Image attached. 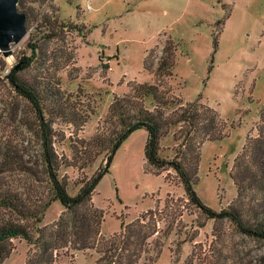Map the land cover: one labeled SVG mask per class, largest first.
<instances>
[{"label": "rangeland", "instance_id": "1", "mask_svg": "<svg viewBox=\"0 0 264 264\" xmlns=\"http://www.w3.org/2000/svg\"><path fill=\"white\" fill-rule=\"evenodd\" d=\"M24 1L28 34L11 57L0 51V157L15 152L35 175L2 174L0 193L48 197L36 119L5 80L32 58L19 73L52 93L45 116L71 195L105 168L106 154L97 152L124 129L112 114L114 100L147 84L167 101L164 118L193 103L203 118L189 136L184 123L169 128L160 155L171 161L187 151L195 190L213 211L235 208L264 218V170L255 148L264 120V0ZM168 44L176 48L170 76L158 70ZM138 96L137 112L155 111L151 98ZM208 129L217 133L212 141ZM147 137L145 129L135 131L96 188L92 203L104 213L100 238L137 223L143 234L138 264H259L264 240L240 234L228 219H208L189 202L174 170L147 164ZM65 214L59 202L51 205L40 226L44 236L56 235ZM40 241L14 239L3 264H96L100 257L95 249L45 252Z\"/></svg>", "mask_w": 264, "mask_h": 264}, {"label": "trees", "instance_id": "2", "mask_svg": "<svg viewBox=\"0 0 264 264\" xmlns=\"http://www.w3.org/2000/svg\"><path fill=\"white\" fill-rule=\"evenodd\" d=\"M19 6L21 12L25 11L24 0H20ZM54 32V28H52L47 35L52 37ZM36 49L37 47H32L34 52ZM175 53L176 48L169 47V44L164 48L165 58L158 70L164 72L166 76H170L169 72L175 66L173 65ZM31 61L32 58H24L20 70L29 68ZM20 70H17L16 67L11 68L9 73L5 75V80L11 86L14 97L30 105L36 119L37 133L42 148L41 166L48 189V197L33 201L17 193H0V264H3L12 254L14 239H23L31 243L34 240L38 242L40 238H42V241H40L41 248L45 252L51 250L57 252L65 248L76 251L95 249L100 254L96 264H138L142 258L143 245V234L142 230L138 229L139 224L125 225L122 223L121 233L101 239L104 213L93 205L92 200L97 186L104 176L109 173L116 152L139 129H145L148 133L145 144L147 164L158 171L174 170L183 185L189 202L200 209L208 219H228L240 234L256 240H264V218L260 219L258 215L254 219L246 217L244 213L235 208L217 213L203 204L195 190L193 177L185 162L186 150L183 151L181 158L171 161L160 155L161 140L169 128L184 123L190 129L189 136L191 131L199 128L203 118L201 112L195 111L198 110L195 103L189 105L190 109L189 107H180V112L175 111L172 116L164 118L165 112L163 110L167 105V101L155 85H136L132 88V95L114 100L111 106L112 114L118 118L124 129L113 143L107 146L104 145L103 149L97 152L98 155L106 154L107 163L105 168L90 180L82 183L78 192L71 195L68 191V183L59 175L61 162L54 148L51 122L45 116V101L48 96H52V93L45 86L34 85L24 79L19 73ZM141 93H143L144 98H151L152 102L156 103L154 112L141 110L137 112L139 107L137 102L140 100L138 95ZM204 109L212 112L214 116L216 115V112L210 107H204ZM211 132L208 129V134H210L207 137V139L209 138L208 141H212L211 137L217 136V133L212 135ZM258 132V137L255 139V148L258 151L256 156L261 159V161L259 160V167L264 170V120L259 125ZM217 140L221 139L214 138V141ZM185 142L186 138L181 145L185 146ZM11 171L35 175L32 169L24 165L18 154L11 150L4 151L0 157V176ZM55 202H59L66 210V219H61L60 229L56 232V235L52 233V236L46 234L44 236L40 226L48 209ZM29 264H35V262H29ZM187 264H192V262ZM259 264H264V258L261 259Z\"/></svg>", "mask_w": 264, "mask_h": 264}, {"label": "water", "instance_id": "3", "mask_svg": "<svg viewBox=\"0 0 264 264\" xmlns=\"http://www.w3.org/2000/svg\"><path fill=\"white\" fill-rule=\"evenodd\" d=\"M20 0H0V51L5 58L13 55V46L28 34L27 17L19 10ZM20 70V66L16 67Z\"/></svg>", "mask_w": 264, "mask_h": 264}, {"label": "built area", "instance_id": "4", "mask_svg": "<svg viewBox=\"0 0 264 264\" xmlns=\"http://www.w3.org/2000/svg\"><path fill=\"white\" fill-rule=\"evenodd\" d=\"M88 2H90V1L88 0Z\"/></svg>", "mask_w": 264, "mask_h": 264}]
</instances>
